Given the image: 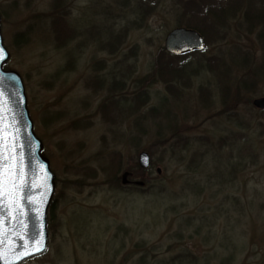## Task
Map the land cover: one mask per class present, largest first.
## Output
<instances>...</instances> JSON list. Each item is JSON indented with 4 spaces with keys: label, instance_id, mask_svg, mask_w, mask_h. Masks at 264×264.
I'll list each match as a JSON object with an SVG mask.
<instances>
[{
    "label": "rangeland",
    "instance_id": "obj_1",
    "mask_svg": "<svg viewBox=\"0 0 264 264\" xmlns=\"http://www.w3.org/2000/svg\"><path fill=\"white\" fill-rule=\"evenodd\" d=\"M185 1L0 0L4 68L55 177L47 248L21 264H264V114L251 105L264 97V22L249 21L264 0H224L204 55L172 61L189 74L167 85L155 65ZM225 135L238 166L224 181L211 163L189 172L197 144ZM124 173L144 185H121Z\"/></svg>",
    "mask_w": 264,
    "mask_h": 264
},
{
    "label": "water",
    "instance_id": "obj_2",
    "mask_svg": "<svg viewBox=\"0 0 264 264\" xmlns=\"http://www.w3.org/2000/svg\"><path fill=\"white\" fill-rule=\"evenodd\" d=\"M1 24V19H0ZM202 37L194 30L175 28L167 33L164 50L170 55H183L204 49ZM0 49L4 59L0 60V117L3 131L0 132V151L3 152V181L10 187L9 171L16 175L15 203H9L7 195L0 197V264H20L33 256L42 254L47 248V209L54 193V175L48 161L41 156L42 143L34 135L27 110L24 86L14 71L3 70L9 54L3 46L0 28ZM256 110H264V97L252 100ZM150 155L141 151L137 165L141 170L149 169ZM160 174V169H156ZM129 174L121 176V185L130 183ZM142 187V181H133ZM29 241L42 242L44 247L31 255L17 259L9 249L21 252Z\"/></svg>",
    "mask_w": 264,
    "mask_h": 264
},
{
    "label": "trees",
    "instance_id": "obj_3",
    "mask_svg": "<svg viewBox=\"0 0 264 264\" xmlns=\"http://www.w3.org/2000/svg\"><path fill=\"white\" fill-rule=\"evenodd\" d=\"M202 2H199L197 0H190L188 2L185 1L184 7H183V2H181L182 7L180 8L182 9L183 14L187 20L186 22H184V24L179 25V27L184 26L186 28L195 29L203 36V39H205L204 38L206 35L205 33H207L208 37L212 38V35H210L209 32L210 31L213 32V30L214 32H216L218 26H220V24L222 23L221 21H224L223 19L227 17L226 16V13H228L227 8H229L228 6H230V3L227 4L225 7V5L222 4L224 3V0H213V1L202 0ZM251 8H253V6ZM251 8H249L250 9L249 21L253 20L254 24H259V21L260 20L262 21L261 17H263V21H262V24H263L264 13L261 14L259 12L260 15H257V13L252 12ZM198 23H200L204 27L203 29H205L206 32L204 30H202L201 32L199 31V28H197ZM58 38L59 36H57V39ZM262 41H264L263 36H262ZM205 42H206L205 43L206 46H208L207 40H205ZM199 55L200 56L204 55V53H199ZM178 58H182V57L169 56L165 54L164 52H161L160 55L158 56L159 60L158 62H156V65H155V74L159 75L162 78L163 83L165 82V79H166L165 84L167 85L176 84L180 80L188 77L189 72L185 70L183 66H179V65L177 66V65L172 64V61H174L175 59L177 60ZM204 60L205 62H207L205 65H207V67L210 70L215 69L216 72L220 71L218 67V62H215L212 59H204ZM254 74L255 75L261 74L262 75L261 77H264V65L263 67L261 66V69L259 67L255 69ZM167 78L171 80L168 81ZM255 111L256 113L264 114V110L263 111L255 110ZM244 141H247V140H244ZM187 142L188 141L186 139L175 141L177 147L181 146L182 143L186 144ZM237 144L238 142L236 143L231 137L227 135L222 136L221 138L215 141H210L208 139L202 140L200 143L197 144L198 150L194 151L191 154V158L189 162L187 163L188 171L195 172L198 169L205 168L208 163H211L213 170H215L213 174L214 177H216L220 181H224L225 170H227L228 168L231 170H234L238 166V164L232 161L230 155L228 157L227 156L224 157V155L222 154V149L224 147H228V149L231 152H233L234 150H236L235 147H237ZM243 145L246 146V147L245 146L243 147L245 148L246 152L248 150L247 154L250 155L252 151V146H249L247 143H243ZM240 151L241 150L238 147L239 156H237V158L239 157L238 158L239 163L243 162V159L244 161L246 159L244 157H240V154H241ZM180 160H183V158L179 157L177 161L180 162ZM195 183H198V182H195ZM208 183L211 185L212 183L211 179L208 181ZM198 189H200L201 191V187H198Z\"/></svg>",
    "mask_w": 264,
    "mask_h": 264
},
{
    "label": "snow or ice",
    "instance_id": "obj_4",
    "mask_svg": "<svg viewBox=\"0 0 264 264\" xmlns=\"http://www.w3.org/2000/svg\"><path fill=\"white\" fill-rule=\"evenodd\" d=\"M5 53L3 49H0V60L4 59ZM0 125H2V117H0ZM3 129L0 127V132H2ZM3 160V152L0 151V162ZM9 181H10V187H6L3 181V169H2V163H0V197H4L5 195L9 198V203H15L17 200L16 197V175L13 171H9ZM44 245L42 242L39 241H29L24 249L17 253L14 249H9V251L17 258L22 259L24 256H29L33 251H39L41 248H43Z\"/></svg>",
    "mask_w": 264,
    "mask_h": 264
},
{
    "label": "flooded vegetation",
    "instance_id": "obj_5",
    "mask_svg": "<svg viewBox=\"0 0 264 264\" xmlns=\"http://www.w3.org/2000/svg\"><path fill=\"white\" fill-rule=\"evenodd\" d=\"M126 187H128V186H126Z\"/></svg>",
    "mask_w": 264,
    "mask_h": 264
}]
</instances>
